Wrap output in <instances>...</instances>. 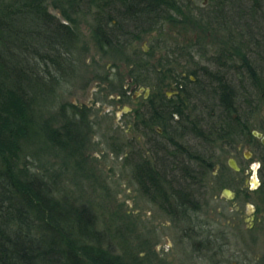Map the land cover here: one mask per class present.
Wrapping results in <instances>:
<instances>
[{
  "label": "trees",
  "instance_id": "trees-1",
  "mask_svg": "<svg viewBox=\"0 0 264 264\" xmlns=\"http://www.w3.org/2000/svg\"><path fill=\"white\" fill-rule=\"evenodd\" d=\"M250 1L249 14L255 19L257 8L261 9L260 1ZM114 2L121 6L123 18L115 24ZM231 2L238 14L245 12L241 0ZM50 5L61 11L66 22L58 21L49 10ZM183 14L176 0H0V264H143L133 251L128 252L132 249L131 229L136 225L131 214L119 215L122 224L115 232L111 226L100 228L90 203L78 202L64 186L68 158L76 156L72 142L80 131L69 130L68 121L64 131L49 122H39V112L54 107L57 90L78 75L74 54L82 20L87 21L89 16H93L95 40L102 53L120 54L123 47L130 46L129 58L134 65L131 73L137 75L138 81L145 82L141 72L156 75L153 99L141 104L135 124V129L148 137L152 151L149 158L140 152L138 157L133 156V177L141 194L182 227L184 233L203 235L205 225L200 217L208 205L206 192L216 177L217 144L235 143L239 136L253 141L256 138L252 135L255 129L240 115L235 86L221 71L203 66L204 76L213 82L207 85L199 78V72L192 70L197 80L188 77L183 83L190 86L189 90L166 98L167 79L171 78L178 87L182 76L180 73L178 78L167 57L158 59L159 68H147L150 65L146 56L165 48L161 39L154 40L149 52L142 50L145 57L136 56L139 51L133 42L148 32L162 35L164 24H179ZM220 14H215V19ZM124 22L131 23L133 29H126ZM229 45L222 52L233 62L240 57V69L233 62H221L219 57L213 60L214 64L240 75L245 95L242 100L252 112H257L260 102H254L251 95L256 92L259 101L264 102V71L258 70L247 56L245 41L232 38ZM243 75L253 91L242 85ZM206 87L217 99V106L207 109L208 118L192 117L187 111L188 101L191 96L207 95L203 91ZM71 106L72 116L68 114L66 118L75 124L77 117L84 118L85 107ZM157 124L163 127L162 137L155 136ZM188 134L199 143L186 144L183 138ZM39 145L45 146L43 150L65 151L63 163L34 170L42 155ZM74 164L72 180L82 175V162L77 159ZM200 242L199 251L210 250V258L220 255L218 245L213 248L215 242ZM119 246L122 253L116 252ZM142 246L140 249L145 252L148 247Z\"/></svg>",
  "mask_w": 264,
  "mask_h": 264
},
{
  "label": "rangeland",
  "instance_id": "rangeland-1",
  "mask_svg": "<svg viewBox=\"0 0 264 264\" xmlns=\"http://www.w3.org/2000/svg\"><path fill=\"white\" fill-rule=\"evenodd\" d=\"M259 1L261 9L257 8L256 18L252 19L248 10L252 4L250 0H241L245 10L242 14H238L231 0H176L184 11L181 16L183 20L179 24L165 23L162 35L159 32L142 34V39L133 42L132 46L139 51L136 56L145 57L142 50L149 52L154 40L160 38L162 47L165 45V48L156 52L155 55L146 56L150 65L147 68H159L161 65L158 59L167 57L169 62H172L171 66L175 68L176 75L181 73V84L191 76L193 80H197L191 73L192 70H196L204 83L213 85V82L209 83L210 79L204 76L202 67H207L211 71H221L233 83L239 94L240 115L243 119H248L251 128L258 130L264 127V102L259 101L256 92H252L253 101L260 102L257 112H252L242 100L245 95L240 86V75L231 68L218 67L213 60L219 57L221 62L225 60L226 63L232 64V59H228L229 57L223 54L222 49L226 52V46L230 47V40L234 38L245 41L247 56L256 64L258 70L264 71V21L262 19L264 0ZM113 7L112 14L116 18L113 23H117L118 20L123 21L121 6L114 2ZM49 10L58 21L66 22L59 9L50 5ZM215 14H220V18L215 19ZM92 17L85 18L87 20L85 22L82 20L80 26L81 36L77 52L74 54V60L79 68L77 77L57 90L58 97L53 104L54 107L48 106L43 112H39L41 123L49 122L62 130L68 121L71 122L67 127L69 130L80 131V135L72 142L76 156L68 158L69 170L63 181L68 193L78 202L90 203L96 212L100 228L111 226L112 231L115 232L116 228L122 224L119 215L131 214V220L136 225L130 228L132 234L128 237L132 249L128 252L133 251V255L142 259L143 264H215L216 259L208 256V253H211L210 250L199 251L200 241L206 239L215 242L213 248H216V244L222 246L223 254L217 257L232 264L250 258L253 260L255 255H262L263 239L261 238L257 244L251 243V232L245 231L248 227L246 220L249 218L246 212L251 209L249 210L245 203L240 204L223 197L225 187L247 189L254 179L258 183L262 181L263 173L259 165L262 147L257 145L256 140L239 136L235 143L226 146L218 143L216 150L212 149L216 151V170L219 174L212 178L211 186L206 192L208 205L203 208L200 217L205 225L203 235L202 232L200 234L198 232L197 234L184 233L182 227L173 223L169 216L141 194L140 187L133 177L131 164L134 157H138L139 152L149 158L152 151H150L148 137L142 131L135 129V124L139 120L135 112L131 110L133 106L131 96L135 91H139V87L155 89L156 75L141 72L145 82L138 81L137 75L131 73L134 65L129 58L132 49L130 46L123 47L124 52L120 54L119 52L102 53L95 40ZM125 25L126 29H133L131 23L126 22ZM240 63V57H235L233 65L240 69ZM244 75L242 85L253 91L249 80ZM153 83L154 85H151ZM166 85H168L165 88L166 94L170 92L171 95V88L176 83L169 78ZM203 91L208 94L193 96L188 101L187 111L192 117L208 118L207 109L217 106V99L211 96L213 95L211 89L206 87ZM123 94L127 97H119H123ZM142 103L144 105V102ZM72 104L81 109L85 107V116L77 117L76 125L69 119L72 116L70 115ZM140 106L141 104H138L137 108L139 109ZM67 115L70 121L66 118ZM155 128L158 131L156 137H162L165 134L162 125L157 124ZM183 141L190 146L199 143L191 134L185 135ZM239 145L241 149H238ZM247 145L252 152L250 157L245 155ZM44 147V145L38 146L42 155L35 162L34 170L39 171L38 166L42 165L50 166L51 163H55V167H58L63 163L65 151L43 150ZM223 149L230 152H224ZM231 157L242 166L241 172L232 171L228 162ZM77 159L82 162L80 171L82 175L72 180L71 173L74 174L71 170L76 168L74 163ZM254 164H256V170H251ZM215 195L216 198H214ZM251 214L255 215L256 211ZM215 219L217 221H214ZM227 222L230 224L224 225ZM142 245L148 247L145 252L140 249ZM213 248L211 249L215 250ZM116 252L122 253L123 249L119 246Z\"/></svg>",
  "mask_w": 264,
  "mask_h": 264
},
{
  "label": "flooded vegetation",
  "instance_id": "flooded-vegetation-1",
  "mask_svg": "<svg viewBox=\"0 0 264 264\" xmlns=\"http://www.w3.org/2000/svg\"><path fill=\"white\" fill-rule=\"evenodd\" d=\"M130 81H129V83H130ZM129 83H128V85H129ZM136 86H134V87H136ZM189 88H190V86H188V88H187L183 84H180V85H178V87L175 85L171 88V91H172L171 95L169 94L170 92L166 94V91H165L164 93L166 94V98H172V97L180 95V91H186V90H189ZM153 92H154L153 87L144 88V86H143V87H139V91H135L132 94L131 99H132L133 106L131 107V110H133L135 112V116H137L136 113L138 110V108H137L138 104H142V102L146 103L150 99H153V96H152ZM119 97L124 98V96L123 97L119 96ZM191 97H193V96H191ZM148 111H149V109H148ZM157 129L160 130L159 128H157ZM257 131L261 132L264 136V130L258 129ZM252 135H253V133H252ZM254 137L256 138V140L258 142L257 145L262 147L261 148L262 150H260V154H259V165L261 166L260 170L263 173L262 174V181L260 183H258L254 179L252 182L249 183V187L247 189L246 188H242V189H230V188H228L233 192L232 197H227L224 194V192H223V197L226 200L236 201L240 204L245 203L246 207H248L249 210L251 209V211L247 210V212H246V214L248 215L249 218L246 220L248 223V227H246L247 230H245V231L251 232L252 236L250 238V241H251V243L257 244L261 238L264 241V176H263L264 175V142H263L262 138L257 137V136H254ZM238 149H241L240 145L238 146ZM245 150L250 151L249 145H247V149H245ZM250 153L252 155L251 151H250ZM238 165L241 168L240 171H235L234 169L231 168L232 171L241 172L242 166L239 163H238ZM254 169L256 170V164H254L253 167H251V170H254ZM218 174L219 173H217V171H214V175L217 176ZM223 190H224V188H223ZM214 198H216V195ZM256 199L258 201H256ZM251 205H252V208H250ZM236 211H238V210H236ZM254 211H256V214L252 216L251 213ZM215 221H217V219H215ZM228 223L230 224V222H227L224 225L228 226L229 225ZM252 248H254V247H252ZM256 248H258V246H256ZM216 249H218V252H220V254H223L222 249L224 251V248L222 246H218ZM262 249H263L262 251H264V247H262ZM263 254H264V252H263ZM263 254L262 255H255L254 254L255 257L253 258V260H250L251 258L248 259V257H246L248 260L240 262V263L239 262L234 263V264H264V255ZM217 256L218 255H215V257H214L216 259L215 264H227V263L232 264L231 262L225 261L224 259L218 258ZM261 259H263V260H261Z\"/></svg>",
  "mask_w": 264,
  "mask_h": 264
},
{
  "label": "water",
  "instance_id": "water-1",
  "mask_svg": "<svg viewBox=\"0 0 264 264\" xmlns=\"http://www.w3.org/2000/svg\"><path fill=\"white\" fill-rule=\"evenodd\" d=\"M252 133L254 136L262 138V140L264 142V136L261 132H259L257 130H253ZM245 155H246V157H250V155H251L250 151L245 150ZM228 162H229V165L232 169H234L235 171H240L241 168L238 165V162L235 158H233V157L229 158ZM223 192L227 197H232V195H233V192L228 188H224Z\"/></svg>",
  "mask_w": 264,
  "mask_h": 264
}]
</instances>
